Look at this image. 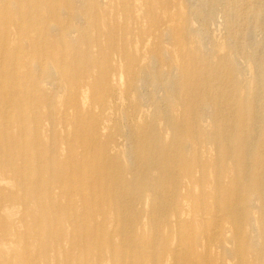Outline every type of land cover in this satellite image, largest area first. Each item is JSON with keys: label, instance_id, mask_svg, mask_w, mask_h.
Returning a JSON list of instances; mask_svg holds the SVG:
<instances>
[{"label": "rangeland", "instance_id": "374dc122", "mask_svg": "<svg viewBox=\"0 0 264 264\" xmlns=\"http://www.w3.org/2000/svg\"><path fill=\"white\" fill-rule=\"evenodd\" d=\"M257 89L264 116V0H0V264H264V118L243 103ZM209 139L221 148L206 143L181 203L175 179ZM240 190L243 235L227 216L212 241L208 214Z\"/></svg>", "mask_w": 264, "mask_h": 264}, {"label": "bare ground", "instance_id": "6f19581e", "mask_svg": "<svg viewBox=\"0 0 264 264\" xmlns=\"http://www.w3.org/2000/svg\"><path fill=\"white\" fill-rule=\"evenodd\" d=\"M195 1V0H194ZM211 2V1H210ZM12 3V2H11ZM106 5V4H105ZM207 5V4H206ZM215 5V4H214ZM15 6V5H14ZM209 6H210V3H209ZM208 6V7H209ZM183 18V17H182ZM54 25V24H53ZM79 25V24H78ZM57 26V25H56ZM55 26V27H56ZM81 26V25H80ZM41 27H43V25H41ZM56 30V29H55ZM55 30H54V32H55ZM168 30V29H167ZM218 32V31H217ZM52 33V32H51ZM53 35V34H52ZM250 35V34H249ZM85 41V40H84ZM254 46V45H253ZM166 53V52H165ZM205 53V52H204ZM167 57V56H166ZM20 58V57H19ZM115 59V58H114ZM146 59H147V57H146ZM234 60V59H233ZM154 61V60H153ZM150 63V62H149ZM152 63V62H151ZM37 65V64H36ZM35 65V66H36ZM5 66H6V63H5ZM150 66H152V65H150ZM149 66V67H150ZM174 66V65H173ZM155 67H156V63H155ZM256 67V66H255ZM258 68V67H257ZM145 68H143L142 70H144ZM251 70V69H250ZM127 71H128V74H129V76H128V78H127V84H126V86L129 88V89H131L132 91H134V88L137 86V83H138V77H137V73L135 74V72L133 73V72H131L130 71V68L128 67L127 68ZM174 71H175V69H174ZM254 71H256V69H254ZM28 72V71H27ZM171 72V71H170ZM173 72V71H172ZM171 72V74H173ZM164 73V72H163ZM28 74V73H27ZM170 74V75H171ZM246 74V73H245ZM260 74V73H259ZM258 74V75H259ZM145 75V74H144ZM257 75V76H258ZM28 76V75H27ZM175 76V75H174ZM174 76H172L173 78H174ZM55 77H56V75H55ZM147 78V77H146ZM256 78H258V77H256ZM150 79V78H149ZM170 79V78H169ZM101 80H102V82L103 83H105V84H108V82L110 81L109 80V75H108V72H107V70H104V72H103V74L101 75ZM257 80V79H256ZM260 80V79H259ZM258 80V81H259ZM57 81H59V80H57ZM120 81V80H119ZM149 81V80H148ZM151 81V80H150ZM121 82V81H120ZM156 82H157V80H156ZM171 82V81H170ZM260 82V84H261V81H259ZM258 82V83H259ZM47 83V82H46ZM58 83V82H57ZM74 83H76V82H74ZM140 83V82H139ZM143 83V82H142ZM147 83V82H146ZM145 84V83H144ZM170 84V83H169ZM147 85V84H146ZM164 85V84H163ZM54 86V85H53ZM151 86V85H150ZM261 86V85H260ZM138 87H139V84H138ZM147 87V86H146ZM158 87V86H157ZM156 87V88H157ZM50 88V87H49ZM66 88V87H65ZM142 88V87H141ZM149 88V87H148ZM152 88V87H151ZM169 88V87H168ZM261 88V87H260ZM259 88V89H260ZM140 89V88H139ZM153 89V88H152ZM151 89V90H152ZM160 89H162V88H159V90ZM173 89H174V87H173ZM259 89H257L256 91H254V94H253V96H252V98L249 100V101H247V100H243V103H248V104H250L251 105V109H252V112H251V120L252 121H254V122H257V121H259V118H264V116L263 115H260L259 114V111H258V107H257V103L259 102V100L260 99H258V98H255V93L258 95L259 94V92H260V90ZM62 90H63V88H62ZM141 90V89H140ZM146 90V89H145ZM147 91V90H146ZM154 91V90H153ZM156 91V90H155ZM161 91V90H160ZM166 95H167V93H166ZM256 95V96H257ZM260 95H261V93H260ZM136 96V95H135ZM73 97V96H72ZM72 97H71V100H72ZM155 97V96H154ZM160 100H161V98H160ZM140 101H141V99H140ZM72 102V104L73 105H75V106H77V103L76 102H74V101H71ZM152 102V101H151ZM174 102V101H173ZM171 104H172V102H171ZM147 105V104H146ZM74 106V107H75ZM168 106V105H167ZM166 107V106H165ZM164 109H166V108H164ZM220 109V108H219ZM208 111H209V109H208ZM222 111V110H221ZM234 111V110H233ZM166 112V111H165ZM71 113V112H70ZM264 113V112H263ZM181 115H182V113H181ZM182 117V116H181ZM214 117L215 118H220L219 117V114H216V115H214ZM227 118V117H226ZM231 119H232V117H231ZM165 121L167 122V125H168V128L170 129V131H171V135L173 136V138L174 139H176L177 137H179L181 134H180V127H177V126H181L180 124H178L177 122H176V119H174L172 116H170V114H169V112H167V117L165 118ZM264 121V120H263ZM226 123V122H225ZM252 123V122H251ZM259 123V122H258ZM183 124V123H182ZM200 123L196 120V121H194V126H198ZM106 125V124H105ZM174 126V127H173ZM251 126V125H250ZM256 126H257V124L256 123H253V132H252V134L250 135V136H248V137H246V138H244L243 139V143H246L250 148H251V146H250V144H253V142L255 141V140H257L258 139V133H255V132H257L254 128H256ZM39 127V126H38ZM263 129V128H262ZM173 130H175L176 132H174ZM264 130V129H263ZM174 132V133H173ZM219 134H220V132H218ZM255 133V134H254ZM128 134V133H127ZM216 134V133H215ZM217 136V135H216ZM233 136V135H232ZM232 138V137H231ZM224 139H226V138H224ZM229 140V139H228ZM212 141V142H211ZM230 141V140H229ZM206 143L207 144H211L212 143V145H215L216 146V149L217 150H219L220 148H221V146H220V144H219V142H218V140H211V139H209L208 140V142L207 141H204V142H198V140L194 143V144H192V146L190 147V153H192V155L194 156V157H199V160L197 159V162H196V164L194 165V166H192L191 165V163L189 162V160H184L183 161V169H182V173H181V175L179 176V179H175V182H174V185H175V193H176V195L178 196V199H179V201H182L181 203H183L184 201L183 200H185L186 198H187V195H186V187H187V183L189 182V180L191 179V177H194V175L196 176V175H198V179L197 180H195L194 182H201L202 180H203V172H204V169H205V164L201 161V156H202V154L203 153H205V149H206ZM180 144V143H179ZM185 143H183V145H184ZM228 144V143H227ZM230 145V144H229ZM232 145V144H231ZM7 147V149L5 148L4 149V151H2V149H1V146H0V151H2L5 155H9V154H11L10 153V151L8 150V144L6 145ZM179 146V145H178ZM178 146H177V148H178ZM262 146L264 147V142L262 143ZM209 147V146H208ZM248 147V148H249ZM170 148H171V146H170ZM169 148V149H170ZM173 148V147H172ZM171 148V149H172ZM180 148V147H179ZM247 148V147H246ZM158 149V148H157ZM165 149V148H164ZM169 149H168V151H169ZM253 149H255V148H253ZM232 150V149H231ZM165 151V150H164ZM167 151V152H168ZM175 151V150H174ZM250 151V150H249ZM171 152H173V151H171ZM178 152H179V150H178ZM246 153V152H245ZM159 154V153H158ZM172 154V153H171ZM231 154V153H230ZM249 154H250V152H249ZM26 155V154H25ZM168 155V154H167ZM173 155H174V152H173ZM178 155H179V153H178ZM176 156L175 155V157L176 158H174V159H172V162L171 163H173V164H175V162L178 164L179 163V159L182 157V155H179V156ZM251 155V154H250ZM217 156V155H216ZM245 156H246V154H245ZM156 157V156H155ZM169 157H171V156H169ZM188 157V156H187ZM248 157V156H247ZM246 158V157H245ZM249 159V158H248ZM253 159V166H256L257 164H262L261 163V161H260V159L259 158H257V157H253L252 158ZM166 160V159H165ZM229 160V159H228ZM245 162H246V160H245ZM248 163V162H247ZM263 163H264V160H263ZM170 164V163H169ZM176 164V165H177ZM245 164V163H244ZM171 165V164H170ZM173 166H175V165H173ZM261 166H263V164L261 165ZM172 168V167H171ZM248 168V167H247ZM253 168H255L256 169V167H253ZM170 169V168H169ZM218 169V168H217ZM262 169V168H261ZM173 170H174V168H173ZM249 170V169H248ZM247 171V170H246ZM248 172V171H247ZM218 173V172H217ZM248 173H246L245 174V176L247 175ZM241 176H243L242 175V173H241ZM263 176V175H262ZM189 177H190V179H189ZM247 178V177H246ZM246 178H244L245 180H246ZM187 180V181H186ZM254 180V179H253ZM262 181V180H261ZM217 182V184L216 185H219V181L217 180L216 181ZM262 184V183H261ZM261 186V185H260ZM217 187V186H216ZM237 187H238V189L240 188V186L239 185H237V180L235 179V177H232L231 178V189L230 190H232L233 188H234V190H236L237 189ZM214 188H215V186H214ZM262 188H263V184H262ZM219 189V188H218ZM237 189V190H238ZM180 191H182L183 192V194L181 193L180 194ZM262 192H263V189H262ZM261 192V193H262ZM237 192L235 191V200H232V199H230V198H225L224 199V206L223 207H218L217 206V208H216V211H214V213H209L208 214V217L209 218H212L214 215H218V214H220V213H222V215L219 217V220H218V222H214V225L215 224H217V227L215 228V230L216 231H214V233L212 234V237H211V239H212V241H215L216 242V240H217V237H221L222 236V229H221V227H220V222H221V220H223V218H227V216H230V217H232L233 215H234V217H236V216H238L239 217V221H237V234L238 235H243V226H244V224H245V217L247 216L248 217V215L246 214V212H247V210H245L246 209V207H243L242 209H241V211H239L240 210V206H239V209H236V207H238L237 206V203L239 202V201H241V202H247L248 200H249V195L250 194H243V193H241V190H240V194L238 195V194H236ZM184 194H185V196H184ZM219 194V193H218ZM175 196V195H174ZM262 197H263V195H262ZM165 198V197H164ZM202 199V198H201ZM219 199V198H218ZM263 200V199H262ZM174 201H175V199H174ZM171 202V201H170ZM169 202V203H170ZM165 203V202H164ZM167 203V202H166ZM218 203V202H217ZM175 204V203H174ZM189 204V203H188ZM253 204V203H252ZM256 204V203H255ZM201 205H202V203H201ZM215 205V204H214ZM217 205V204H216ZM215 205V206H216ZM247 205H248V202H247ZM170 206H172V204L170 205ZM169 206V207H170ZM254 206V205H253ZM161 207V206H160ZM186 208V207H185ZM184 208V209H185ZM163 208H161V210H162ZM187 209V208H186ZM203 209V208H202ZM134 210V209H133ZM160 210V211H161ZM159 211H157V213H158ZM170 212V211H169ZM238 212H241L242 214H240V216H239V214H238ZM124 213V212H123ZM131 213V212H130ZM161 213V212H160ZM127 214V216H128V213H126ZM136 214V213H135ZM118 215H119V217H120V220H121V212L119 211L118 212ZM137 215V214H136ZM187 214L185 213V211H182V209H181V211H178V210H176L175 209V211H173L172 212V217L174 218L173 220H174V222L176 223V224H180L181 223V221H182V218L184 217V216H186ZM125 216V215H124ZM160 216V215H159ZM219 216V215H218ZM126 217V216H125ZM128 218V217H127ZM186 218V217H185ZM216 218H217V216H216ZM130 219H132L131 217H130ZM129 219V220H130ZM167 220H168V218H166ZM212 219H214V217L212 218ZM235 219V218H234ZM128 220V219H127ZM126 220V221H127ZM215 220V219H214ZM133 221V220H132ZM216 221V220H215ZM122 222V221H121ZM161 222V221H160ZM130 223V222H129ZM128 223V224H129ZM255 223V222H254ZM125 224V223H124ZM131 224V226H132V223H130ZM159 224V223H158ZM263 225V224H262ZM128 226V225H127ZM159 226V225H158ZM223 226V225H222ZM236 226V225H235ZM234 226V227H235ZM253 226V225H252ZM255 226V225H254ZM125 227V226H124ZM123 226L121 227V228H123V229H125ZM233 227V228H234ZM179 228V227H178ZM114 229V228H113ZM129 229V228H128ZM158 229H159V227H158ZM131 230V229H130ZM136 231H138V230H136ZM233 231H235V228H234V230ZM263 231V230H262ZM132 232H133V230H132ZM169 232V231H168ZM174 232V231H173ZM183 232V231H182ZM230 232H231V230H230ZM258 232V231H257ZM127 233V232H126ZM123 234H124V231H123ZM129 234H132V233H130L129 232ZM133 234H134V236H135V232H133ZM159 234H160V232H159ZM228 234V233H227ZM156 235V234H155ZM251 235V234H250ZM256 235V234H255ZM126 236V235H125ZM129 236V235H128ZM127 236V237H128ZM227 236V235H226ZM160 237V236H159ZM132 239H133V237H131ZM174 238V237H173ZM239 238V237H238ZM264 238V237H263ZM157 239V238H156ZM122 240H123V238H122ZM129 240H131V239H129ZM128 240V241H129ZM178 240V239H177ZM228 240V239H227ZM237 240V239H236ZM250 240V239H249ZM254 240V239H253ZM263 240V239H262ZM164 241V240H163ZM229 241V240H228ZM123 241H121V243H122ZM214 242V243H215ZM254 242V241H253ZM256 242V241H255ZM263 242V241H262ZM129 243V242H128ZM157 243V242H156ZM213 243V242H212ZM224 243V242H223ZM264 243V242H263ZM125 244V243H124ZM130 244V243H129ZM257 244V243H256ZM133 245V244H132ZM149 246H152V245H148V247ZM154 246V245H153ZM178 246H179V244H178ZM208 246H209V244H208V242H207V244H205V248H207L208 249ZM155 247V246H154ZM153 247V248H154ZM178 248V247H177ZM224 248V247H223ZM233 248V247H232ZM238 248V247H237ZM202 249V248H201ZM176 250V249H175ZM260 250H261V256H262V251H263V248H260ZM125 251V250H124ZM124 251L122 252V253H124ZM131 251H133V249L131 250ZM222 251H223V249H222ZM241 251V248H238L237 249V252H240ZM126 252V251H125ZM206 252V251H205ZM207 252H208V250H207ZM206 252V253H207ZM264 252V251H263ZM132 253V252H131ZM234 254V253H233ZM123 255H125V254H123ZM155 255V254H154ZM222 255H223V252H222ZM131 256V255H130ZM206 256H208V255H206ZM237 257H238V255H237ZM263 257V256H262ZM164 258V257H163ZM124 259V258H123ZM207 259V258H206ZM155 261V260H154ZM153 261V262H154ZM213 261V260H212ZM240 261V260H239ZM104 262V260L102 259V258H99V259H97L96 261H94L92 264H102ZM124 262V261H123ZM168 262V261H167ZM206 262H207V260H206ZM163 263V262H162ZM166 263V262H165ZM177 263H178V261H177ZM184 263V262H183ZM208 263V262H207ZM86 264V263H85ZM90 264V263H89Z\"/></svg>", "mask_w": 264, "mask_h": 264}]
</instances>
